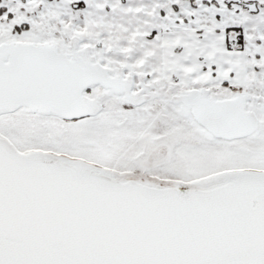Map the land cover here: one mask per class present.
<instances>
[{"label": "snow or ice", "instance_id": "obj_1", "mask_svg": "<svg viewBox=\"0 0 264 264\" xmlns=\"http://www.w3.org/2000/svg\"><path fill=\"white\" fill-rule=\"evenodd\" d=\"M0 264H264V0H0Z\"/></svg>", "mask_w": 264, "mask_h": 264}]
</instances>
